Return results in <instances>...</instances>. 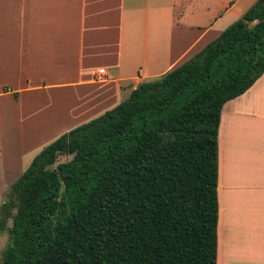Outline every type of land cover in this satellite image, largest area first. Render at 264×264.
<instances>
[{
  "label": "trees",
  "instance_id": "16d2710c",
  "mask_svg": "<svg viewBox=\"0 0 264 264\" xmlns=\"http://www.w3.org/2000/svg\"><path fill=\"white\" fill-rule=\"evenodd\" d=\"M263 72L257 0L32 158L1 205L0 231L12 226L0 264H216L221 109Z\"/></svg>",
  "mask_w": 264,
  "mask_h": 264
},
{
  "label": "crops",
  "instance_id": "0c3cea01",
  "mask_svg": "<svg viewBox=\"0 0 264 264\" xmlns=\"http://www.w3.org/2000/svg\"><path fill=\"white\" fill-rule=\"evenodd\" d=\"M256 1L0 0L3 191L45 145L190 59ZM217 138L216 264H264V72L225 102Z\"/></svg>",
  "mask_w": 264,
  "mask_h": 264
},
{
  "label": "rangeland",
  "instance_id": "374dc122",
  "mask_svg": "<svg viewBox=\"0 0 264 264\" xmlns=\"http://www.w3.org/2000/svg\"><path fill=\"white\" fill-rule=\"evenodd\" d=\"M60 160H63V157L60 158ZM30 162L27 163L25 169L29 166ZM24 169V170H25ZM20 176V175H19ZM18 176V177H19ZM17 177V178H18ZM16 178V179H17ZM15 179V180H16ZM10 191V188L9 190L3 191V186L1 187L0 185V217H1V205L2 203L7 200V197H8V193ZM12 226V219H8L7 220V224H6V228L1 230L0 231V263H1V258H2V252L3 250L6 248L9 240H10V233H9V228Z\"/></svg>",
  "mask_w": 264,
  "mask_h": 264
},
{
  "label": "built area",
  "instance_id": "2783aa9c",
  "mask_svg": "<svg viewBox=\"0 0 264 264\" xmlns=\"http://www.w3.org/2000/svg\"><path fill=\"white\" fill-rule=\"evenodd\" d=\"M105 70L103 68L99 69L97 72V79L101 80L104 78Z\"/></svg>",
  "mask_w": 264,
  "mask_h": 264
}]
</instances>
